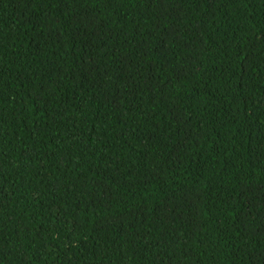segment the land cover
I'll return each mask as SVG.
<instances>
[{"label":"trees","instance_id":"trees-1","mask_svg":"<svg viewBox=\"0 0 264 264\" xmlns=\"http://www.w3.org/2000/svg\"><path fill=\"white\" fill-rule=\"evenodd\" d=\"M0 264H264V0H0Z\"/></svg>","mask_w":264,"mask_h":264}]
</instances>
